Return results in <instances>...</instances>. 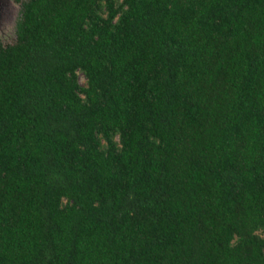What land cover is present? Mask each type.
<instances>
[{
	"label": "trees",
	"instance_id": "trees-1",
	"mask_svg": "<svg viewBox=\"0 0 264 264\" xmlns=\"http://www.w3.org/2000/svg\"><path fill=\"white\" fill-rule=\"evenodd\" d=\"M20 2L0 264H264V0Z\"/></svg>",
	"mask_w": 264,
	"mask_h": 264
},
{
	"label": "rangeland",
	"instance_id": "rangeland-1",
	"mask_svg": "<svg viewBox=\"0 0 264 264\" xmlns=\"http://www.w3.org/2000/svg\"><path fill=\"white\" fill-rule=\"evenodd\" d=\"M20 8V0H0V40L3 44L16 41V23ZM80 82L86 83L83 73H80Z\"/></svg>",
	"mask_w": 264,
	"mask_h": 264
}]
</instances>
